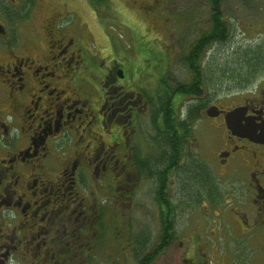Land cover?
<instances>
[{
  "label": "flooded vegetation",
  "instance_id": "1",
  "mask_svg": "<svg viewBox=\"0 0 264 264\" xmlns=\"http://www.w3.org/2000/svg\"><path fill=\"white\" fill-rule=\"evenodd\" d=\"M68 4L37 27V0H0V264H120V234H160L133 244L155 254L172 244L176 215L220 193L238 196L228 204L238 234H264V79L217 104L205 57L196 72L184 57L208 27L176 56L187 80L162 71L148 81L156 73L127 70L118 44L104 66L113 45L90 52L93 35L75 33ZM191 165L211 189L197 185L188 201Z\"/></svg>",
  "mask_w": 264,
  "mask_h": 264
},
{
  "label": "rangeland",
  "instance_id": "2",
  "mask_svg": "<svg viewBox=\"0 0 264 264\" xmlns=\"http://www.w3.org/2000/svg\"><path fill=\"white\" fill-rule=\"evenodd\" d=\"M37 1L34 12V16H40L36 20L37 27L41 18L50 13L51 7L56 8V4L60 7L68 1V6L76 12L70 16V26L76 30L75 33L79 34L82 30L85 39L90 38L89 32L93 35L92 45L87 46L90 52L95 54L97 47L113 45L114 51L111 50L109 57L102 54V57L108 58L104 66L109 64L111 55H117L116 49L120 47V64L127 70L148 69L156 73L157 78L146 76L148 81H155L156 85L162 71L167 76H179L181 81L189 78L188 70L177 64L176 56L181 55L188 43L199 37L209 24L206 0ZM224 11V18L231 26V36L226 43L212 45L205 55L209 66L207 69H216L218 82L220 66L234 65L236 53L256 47L264 50V0H225ZM117 44L119 46L116 47ZM177 44L182 48L180 52ZM139 51L151 56L150 66L148 60L141 58ZM260 57L264 60V56ZM156 59L162 64L161 68L154 66ZM100 63L103 64V60ZM257 68L264 79V61ZM101 69L103 71L105 67ZM255 80L253 78L249 84ZM222 84L221 87L219 85V93L214 94L215 97L219 96L217 104L230 107L232 103H238L236 100L243 97L244 90H231V86H235L230 84L227 87L225 81ZM205 132L214 135L209 133L207 127ZM204 140L205 147L211 149L212 137H205ZM226 193L229 194L228 189ZM220 194L221 201L218 204H211L205 198L198 206L184 211L180 217L178 215L181 213L176 215V238L167 249H158V254L150 264H264V234H238L241 232L240 225L232 217L234 212H230L236 205H228L232 200L237 203L238 196ZM147 221L150 222V218ZM146 235L152 237L151 243H156L160 234H120V264H138L133 244ZM108 259L118 260L115 255Z\"/></svg>",
  "mask_w": 264,
  "mask_h": 264
},
{
  "label": "trees",
  "instance_id": "3",
  "mask_svg": "<svg viewBox=\"0 0 264 264\" xmlns=\"http://www.w3.org/2000/svg\"><path fill=\"white\" fill-rule=\"evenodd\" d=\"M97 1L100 2V0ZM206 4L208 6L207 10L209 12V24L207 26L208 28L204 31V33L199 37L197 41H195L188 47V50L184 51V57L187 62L186 64H188V67H190V70L193 72L197 71L196 66L201 64L202 56L205 57L208 48H210L212 45L215 44L226 43V41L231 36L230 34L231 26H229L227 20H225L224 18L225 14L223 12V8H224L225 0H206ZM192 55H195L194 59L192 58ZM236 56L237 59L234 65H229L228 67L224 65L220 66V69L218 70L219 78H220L219 81L220 87L223 85L222 84L223 81H225L227 82V87H229L230 84H233L236 88H244L246 85H248L251 82L253 78H257L260 76L259 74L261 73V71L258 73L257 66L262 65L264 61L260 57V56H264V50L262 49V47H256L251 49L248 48L244 52L241 51L238 52V54L236 53ZM252 66H254L255 68H253ZM207 67L209 66L206 65L204 69L205 77H206L205 79L209 83L218 82L217 81L218 75L217 74L215 75L216 69L214 67H211V70L209 71ZM187 174L192 179V187H193V188H185L184 190V194H186V199L188 201L194 199L195 197L194 189L196 188L197 185H201L206 189L208 188L211 189V186L207 181V177L204 171L202 170L200 171L199 168H196V166L191 165L187 168ZM189 203H191V201ZM178 206L179 205L173 206V214H174L173 220L175 219V215H176L175 211L178 208ZM171 238L172 240H174L176 238L175 234H171ZM141 248L142 245L140 244V246L135 249L136 262L138 264H150V262H152V259L158 253L145 256Z\"/></svg>",
  "mask_w": 264,
  "mask_h": 264
},
{
  "label": "water",
  "instance_id": "4",
  "mask_svg": "<svg viewBox=\"0 0 264 264\" xmlns=\"http://www.w3.org/2000/svg\"><path fill=\"white\" fill-rule=\"evenodd\" d=\"M216 108H212L210 111H209V114L212 115L213 117L217 115V112L215 111ZM240 111V109L238 110H235L233 112H230L226 115V122H227V125L230 129H233V123H232V120L233 118L235 117L236 113H238ZM237 115H236V119H237ZM239 133V132H237Z\"/></svg>",
  "mask_w": 264,
  "mask_h": 264
}]
</instances>
